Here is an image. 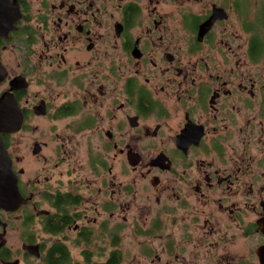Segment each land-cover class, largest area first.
Segmentation results:
<instances>
[{"label":"flooded vegetation","instance_id":"af4514ba","mask_svg":"<svg viewBox=\"0 0 264 264\" xmlns=\"http://www.w3.org/2000/svg\"><path fill=\"white\" fill-rule=\"evenodd\" d=\"M263 221L264 0H0V264H263Z\"/></svg>","mask_w":264,"mask_h":264},{"label":"rangeland","instance_id":"374dc122","mask_svg":"<svg viewBox=\"0 0 264 264\" xmlns=\"http://www.w3.org/2000/svg\"><path fill=\"white\" fill-rule=\"evenodd\" d=\"M125 230L128 231V229H125ZM42 238H45L47 243L49 244V239H50L49 236H43ZM140 246L141 245L139 241L137 239L136 240L133 239L131 235H127L126 237H124V240L121 242V249L123 252V264H136L134 256L139 255L140 250H141ZM73 253L75 254L74 255L75 258L73 259L74 262L78 264H85L84 258L80 255L78 251L77 252L74 251ZM144 259L145 258H142V262H145ZM29 263L30 264H41L39 261H35L34 259H32ZM145 263H149V261ZM173 264H180V262L174 261Z\"/></svg>","mask_w":264,"mask_h":264},{"label":"trees","instance_id":"16d2710c","mask_svg":"<svg viewBox=\"0 0 264 264\" xmlns=\"http://www.w3.org/2000/svg\"><path fill=\"white\" fill-rule=\"evenodd\" d=\"M59 252H65V250H60ZM66 257V256H65ZM69 259L68 258H62L57 256L56 253L51 252L45 259V264H65ZM88 262H91L90 259H88ZM121 262V256L116 255L115 253L112 255L110 260L106 264H120Z\"/></svg>","mask_w":264,"mask_h":264},{"label":"water","instance_id":"95a60500","mask_svg":"<svg viewBox=\"0 0 264 264\" xmlns=\"http://www.w3.org/2000/svg\"><path fill=\"white\" fill-rule=\"evenodd\" d=\"M215 20V17L212 18V20L209 23H212ZM204 25V24H203ZM202 25L203 28L208 29L210 27V25L208 23H206L204 26ZM204 32V31H203ZM260 230L262 231V233L264 234V221L262 223H260ZM35 249L32 250V252H34L36 254L37 257H40V253L37 249V247H34ZM31 250V249H30ZM36 250V252H35ZM264 252V251H263ZM264 253L261 254V257L263 258ZM263 260V259H262ZM264 264V263H263Z\"/></svg>","mask_w":264,"mask_h":264}]
</instances>
